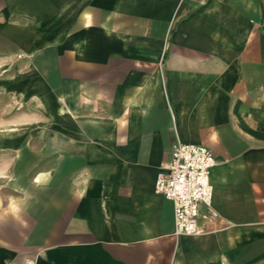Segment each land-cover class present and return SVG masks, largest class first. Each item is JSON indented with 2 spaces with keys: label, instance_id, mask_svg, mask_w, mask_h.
Wrapping results in <instances>:
<instances>
[{
  "label": "crops",
  "instance_id": "crops-1",
  "mask_svg": "<svg viewBox=\"0 0 264 264\" xmlns=\"http://www.w3.org/2000/svg\"><path fill=\"white\" fill-rule=\"evenodd\" d=\"M0 90V264H264V0H0ZM177 143L215 159L193 236Z\"/></svg>",
  "mask_w": 264,
  "mask_h": 264
},
{
  "label": "built area",
  "instance_id": "built-area-1",
  "mask_svg": "<svg viewBox=\"0 0 264 264\" xmlns=\"http://www.w3.org/2000/svg\"><path fill=\"white\" fill-rule=\"evenodd\" d=\"M215 159L209 149L201 145L177 143L169 160L158 172L155 193L170 201L174 209V236H193L200 232V207L206 217L214 220L210 172ZM24 264H33L28 260Z\"/></svg>",
  "mask_w": 264,
  "mask_h": 264
},
{
  "label": "rangeland",
  "instance_id": "rangeland-1",
  "mask_svg": "<svg viewBox=\"0 0 264 264\" xmlns=\"http://www.w3.org/2000/svg\"><path fill=\"white\" fill-rule=\"evenodd\" d=\"M0 92L2 93V90H0ZM15 102V100L14 99H0V106H7L8 108V110H10L12 107H14V106H18V104H15L14 103ZM3 111H5V110H3ZM2 115V117L1 118H3V116H6L5 114H1ZM8 117H11V115L9 114V115H7Z\"/></svg>",
  "mask_w": 264,
  "mask_h": 264
}]
</instances>
